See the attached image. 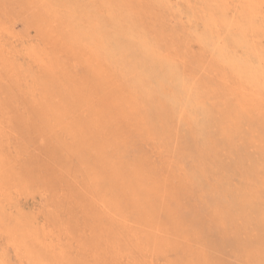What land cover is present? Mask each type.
<instances>
[{"label": "rangeland", "instance_id": "1", "mask_svg": "<svg viewBox=\"0 0 264 264\" xmlns=\"http://www.w3.org/2000/svg\"><path fill=\"white\" fill-rule=\"evenodd\" d=\"M263 16L0 0V264H264Z\"/></svg>", "mask_w": 264, "mask_h": 264}, {"label": "bare ground", "instance_id": "2", "mask_svg": "<svg viewBox=\"0 0 264 264\" xmlns=\"http://www.w3.org/2000/svg\"><path fill=\"white\" fill-rule=\"evenodd\" d=\"M1 5H2V3H1ZM4 7H5V6H4ZM213 7H214V6H213ZM14 8H15V7H14ZM79 8H80V7H79ZM79 12H80V11H79ZM72 15H74V13H72ZM184 16H185V15H184ZM27 17H28V16H27ZM154 17H155V16H154ZM263 17H264V16H263ZM30 22H31V21H30ZM32 22H33V21H32ZM21 23H22V22H21ZM28 23H29V22H28ZM230 24H231V23H230ZM28 26H29V25H28ZM31 27H32V25H31ZM229 28H230V26H229ZM0 29H1V28H0ZM231 29H232V26H231ZM38 31H39V30H38ZM47 31H48V30H47ZM204 32H205V31H204ZM196 33H197V32H196ZM33 34H34V33H33ZM42 35H43V34H42ZM197 35H198V34H197ZM33 36H34V35H33ZM29 37H30V36H29ZM47 37H48V36H47ZM129 37H130V36H129ZM129 37H128V38H129ZM48 38H49V37H48ZM125 43H127V42L125 41ZM46 44H47V43H46ZM129 44H130V43H129ZM49 46H50V45H49ZM139 46H140V45H139ZM130 47H131V46H130ZM132 48H133V47H132ZM141 48H142V47H141ZM135 49H137V48H135ZM132 50H133V49H132ZM133 51H134V50H133ZM208 52H209V51H208ZM69 53H70V52H69ZM13 56H14V55H13ZM14 57H15V56H14ZM17 57H18V56H17ZM51 57H52V56H51ZM76 61H77V60H76ZM36 65H37V64H36ZM6 68L8 69V66H7ZM7 71H8V70H7ZM169 71H170V70H169ZM3 73H4V72H3ZM169 73H170V72H169ZM5 74H6V73H5ZM86 74H87V73H86ZM7 75H8V74H7ZM88 76H89V75L87 74V78H88ZM134 79H135V78H134ZM2 84H3V83H2ZM5 91H7V90H5ZM55 92H56V91H55ZM8 93H10V92H8ZM8 93H7V94H8ZM56 94H57V93H56ZM4 96H5V95H4ZM65 96H66V95H65ZM59 97H60V96H59ZM67 98H68V97H67ZM65 100H66V99H65ZM13 102H14V101H13ZM157 103H158V102H157ZM84 105H85V104H84ZM157 105H159V104H157ZM162 105H163V104H162ZM108 108H109V107H108ZM159 108H160V107H159ZM105 111H106V110H105ZM154 113H155V112H154ZM118 119H119V118H118ZM85 129H86V128H85ZM111 135H112V134H111ZM145 137H146V136H145ZM12 139H13V138H12ZM120 140H121V139H120ZM108 149H109V148H108ZM162 155H163V154H162ZM148 157H149V156H148ZM166 160H167V159H166ZM119 161H120V160H119ZM161 163H162V162H161ZM162 164H163V163H162ZM107 165H108V164H107ZM109 165L112 166V164H109ZM155 165H156V164H155ZM164 165H165V164H164ZM149 166H151V165L149 164ZM14 167H15V166H14ZM50 168H51V167H50ZM110 168H111V167H110ZM147 168H148V167H147ZM57 169H58V168H57ZM170 170H171V169H170ZM104 171H105V170H104ZM111 171H112V170H111ZM29 172H30V171H29ZM145 175H146V174H145ZM246 175H248V174H246ZM29 177H30V176H29ZM181 177H182V176H181ZM42 178H43V177H42ZM36 181H37V180H36ZM168 181H169V180H168ZM169 182H170V181H169ZM248 182H249V181H248ZM248 182H247V183H248ZM53 183H54V182H53ZM245 184H246V183H245ZM34 185H35V184H34ZM171 185H172V184H171ZM188 185H189V184H188ZM243 186H244V185H243ZM174 187H175V186H174ZM40 188H41V187H40ZM233 188H234V187H233ZM233 188H232V190L235 189V188H234V189H233ZM236 188H237V190H238V187H237V186H236ZM240 188H241V187H240ZM47 190H48V189H47ZM235 190H236V189H235ZM243 190H244V189H243ZM103 191H104V190H103ZM230 191H231V190H230ZM239 191H240V190H239ZM239 191H238V192H239ZM231 192H232V191H231ZM231 192H230V193H231ZM240 192H242V191H240ZM173 193H174V192H173ZM123 194H124V193H123ZM235 194H236V193H235ZM235 194H234V196H235ZM240 194H241V195L243 194V196H245V192L240 193ZM240 194H238V197H241V196H239ZM231 195H233V192L231 193ZM231 195H230V196H231ZM248 195H249V193H248V194L246 193V196H247V197H248ZM251 195H253V194L251 193L250 196H251ZM230 196H229V198H230ZM231 197H232V196H231ZM235 197H236V196H235ZM247 197H246V198H247ZM253 197H254V195H253ZM41 198H42V197H41ZM48 198H49V197H48ZM243 198H244V197H243ZM246 198H245V201L247 200ZM233 199H235V198H233ZM241 199H242V198H241ZM52 200H53V199H52ZM230 200H231V199H230ZM238 200H240V199H238ZM242 200H243V199H242ZM242 200H241V202H243ZM258 200H259V199H258ZM236 201H237V198H236ZM38 202H40V201H38ZM231 202H232V201H231ZM231 202H230V203H231ZM76 203H77V202H76ZM227 203H228V202H227ZM238 203H239V201H238ZM236 204H237V203H236ZM239 205H240V204H239ZM230 206L233 208L232 205H230ZM234 206H235V203H234ZM236 206H237V205H236ZM241 206H242V203H241ZM197 207H198V206H197ZM226 207H227V206H226ZM231 207H230V209H231ZM195 208H196V207H195ZM84 209H85V208H84ZM234 209H235V207H234ZM241 209H242V207H241ZM59 210H60V209H59ZM201 210H202V209H201ZM238 210H239V209H238ZM238 210H236V211H238ZM89 211H90V210H89ZM218 211H219V210H218ZM229 211H231V210H229ZM219 212H220V211H219ZM239 212H240V211H239ZM242 212H244V211H242ZM218 214H219V213H218ZM261 214H262V213H261ZM209 215H210V214H209ZM212 215H213V214H212ZM216 215H217V214H216ZM103 216H104V215H103ZM126 216H127V215H126ZM212 217H213V219H214L215 216H212ZM49 218H50V217H49ZM215 218L217 219V217H215ZM50 219H51V218H50ZM98 219H99V218H98ZM216 219H215V220H216ZM101 220H102V219H101ZM1 221H2V220H1ZM195 221H196V220H195ZM216 221H218V220H216ZM103 222H104V221H103ZM97 223H98V222H97ZM209 223H210V222H209ZM60 227H62V226H60ZM191 229H192V228H191ZM214 229H215V228H214ZM212 231H213V230H212ZM141 235H142V234H141ZM126 237H127V236H126ZM128 237H129V236H128ZM137 238H138V237H137ZM125 240H126V239H125ZM78 241H79V240H78ZM39 246H40V245H39ZM102 246H103V245H102ZM187 248H189V247H187ZM256 248H257V247H256ZM146 249H147V248H146ZM104 250H105V249H104ZM187 251H188V250H187ZM150 252H151V251H150ZM167 253H168V252H167ZM37 254H38V253H37ZM117 254H118V253H117ZM176 254H177V253H176ZM190 256H191V255H190ZM39 257H40V256H39ZM2 259H3V258H2ZM35 259H36V258H35ZM100 259H101V258H100ZM190 259H191V258H190ZM110 261H111V260H110ZM116 262H117V261H116ZM117 263H118V262H117ZM181 263H182V262H181Z\"/></svg>", "mask_w": 264, "mask_h": 264}]
</instances>
